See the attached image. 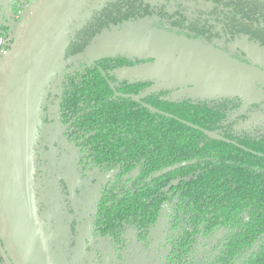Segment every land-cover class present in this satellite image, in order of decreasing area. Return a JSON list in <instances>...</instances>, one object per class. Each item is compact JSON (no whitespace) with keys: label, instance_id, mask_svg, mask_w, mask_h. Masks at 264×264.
Masks as SVG:
<instances>
[{"label":"trees","instance_id":"obj_1","mask_svg":"<svg viewBox=\"0 0 264 264\" xmlns=\"http://www.w3.org/2000/svg\"><path fill=\"white\" fill-rule=\"evenodd\" d=\"M261 8L257 0H177L175 11H165L146 0H103L95 9L102 26L85 27L70 43L67 69L43 98L40 126L56 96L58 122L84 135L87 164L116 172L112 190L103 187L93 207L92 225L102 236L129 227L146 241L166 206L154 240L167 250L165 264H264V134L238 128L242 99L142 96L148 82L115 75L139 60L117 55L90 63L81 56L91 42L139 24L212 49L245 36L264 50ZM180 163L187 165L167 171ZM69 231H52L66 263Z\"/></svg>","mask_w":264,"mask_h":264},{"label":"water","instance_id":"obj_2","mask_svg":"<svg viewBox=\"0 0 264 264\" xmlns=\"http://www.w3.org/2000/svg\"><path fill=\"white\" fill-rule=\"evenodd\" d=\"M102 1L0 0L10 36L0 58V239L8 264H65L37 206L38 128L66 49ZM78 257L74 264H85Z\"/></svg>","mask_w":264,"mask_h":264},{"label":"flooded vegetation","instance_id":"obj_3","mask_svg":"<svg viewBox=\"0 0 264 264\" xmlns=\"http://www.w3.org/2000/svg\"><path fill=\"white\" fill-rule=\"evenodd\" d=\"M146 2L157 7L164 5L166 7L165 11H175L173 8L177 0H146ZM257 2L261 5L264 13V0H257ZM100 12L101 10H94L90 20L82 29L95 23H98V27L100 28L102 26L101 21L103 20ZM166 17L164 16V18ZM242 37L245 36H241L240 38ZM240 38L226 45L216 46V49L235 61L246 65L251 64L250 58L237 43ZM247 42L249 41L247 40ZM96 43L91 42V46ZM88 44L90 45V43ZM257 47L260 48L259 46ZM260 49L263 50L262 48ZM86 52L84 51L81 56L91 63L92 61L86 58ZM66 58L67 54L65 55V60L68 61L69 59ZM68 64L65 63L63 71L67 69ZM46 104V121L38 128L34 165L36 198L38 211L44 216V222L52 237L54 226H63L65 229L70 230L71 259L68 263L64 261L65 264H74L76 254L83 257L82 261L85 264H165L167 262V250L164 247H155L149 260L144 257L142 259H130L129 263L118 260V258H122L123 256L128 257L130 247H138L140 250H144L146 245L144 241L137 239L133 229L129 227H126L120 236L111 237L109 235L102 236L96 230L97 228L92 225L93 207L101 195L100 191L103 187L111 191V183L117 179V174L115 171L100 173L97 169L90 167L86 161L84 135L79 132L78 135L80 137H77L74 127L69 126L70 123L62 125L58 122V98L56 96L49 97ZM241 107L236 115L238 128L264 134V121L255 127L244 125L252 116L263 115L264 101L255 103L252 106L250 105L244 110ZM42 129L45 133H41ZM66 150L70 154L69 158H66L68 155ZM186 165L187 163H180L168 168L167 171H173ZM88 171H92V174L89 175ZM71 173L76 176V180H73ZM134 174L135 172L132 170L129 174L124 177L122 176L120 180L132 177ZM166 211L167 207L163 206L158 223L151 229V234L154 237H160L161 226L165 222ZM98 239L105 242L104 250L102 246L97 247ZM53 243L61 254L54 237ZM92 255H95V258ZM8 263L10 262L0 239V264Z\"/></svg>","mask_w":264,"mask_h":264},{"label":"rangeland","instance_id":"obj_4","mask_svg":"<svg viewBox=\"0 0 264 264\" xmlns=\"http://www.w3.org/2000/svg\"><path fill=\"white\" fill-rule=\"evenodd\" d=\"M237 43L248 55L251 64H241L216 49L139 24L93 44L87 50L86 58L93 61L121 55L139 60L135 65L115 70V75L128 82H148L142 96L154 91H166L170 100L233 95L242 99L241 109L244 110L264 101V51L247 42L245 37L240 38ZM262 114L252 116L244 125H259L264 121V113ZM41 133L45 131L42 129ZM66 152V158H69L68 150ZM87 173L91 175L92 171ZM71 177L76 180L72 173ZM154 240L155 237L151 234L144 241V250L132 246L128 257L123 256L118 260L124 263H129L133 258L144 257L149 260L156 247ZM101 246L104 250L105 242L98 239L97 247ZM92 257L95 258V255ZM78 258L83 260L82 256Z\"/></svg>","mask_w":264,"mask_h":264},{"label":"built area","instance_id":"obj_5","mask_svg":"<svg viewBox=\"0 0 264 264\" xmlns=\"http://www.w3.org/2000/svg\"><path fill=\"white\" fill-rule=\"evenodd\" d=\"M17 18V17H16ZM7 29L5 31L4 34L0 35V58L3 56V54H5V52L8 49V39L10 38V36L7 35Z\"/></svg>","mask_w":264,"mask_h":264}]
</instances>
